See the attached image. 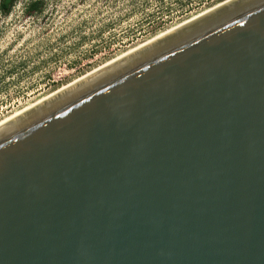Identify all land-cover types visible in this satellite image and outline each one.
<instances>
[{
    "label": "water",
    "instance_id": "obj_1",
    "mask_svg": "<svg viewBox=\"0 0 264 264\" xmlns=\"http://www.w3.org/2000/svg\"><path fill=\"white\" fill-rule=\"evenodd\" d=\"M0 264H264V0L0 123Z\"/></svg>",
    "mask_w": 264,
    "mask_h": 264
},
{
    "label": "rangeland",
    "instance_id": "obj_2",
    "mask_svg": "<svg viewBox=\"0 0 264 264\" xmlns=\"http://www.w3.org/2000/svg\"><path fill=\"white\" fill-rule=\"evenodd\" d=\"M28 1L0 13V122L225 0Z\"/></svg>",
    "mask_w": 264,
    "mask_h": 264
},
{
    "label": "trees",
    "instance_id": "obj_3",
    "mask_svg": "<svg viewBox=\"0 0 264 264\" xmlns=\"http://www.w3.org/2000/svg\"><path fill=\"white\" fill-rule=\"evenodd\" d=\"M15 0H0V13L7 14L13 6ZM42 6L41 0H30L24 6V13L31 14L39 12Z\"/></svg>",
    "mask_w": 264,
    "mask_h": 264
},
{
    "label": "bare ground",
    "instance_id": "obj_4",
    "mask_svg": "<svg viewBox=\"0 0 264 264\" xmlns=\"http://www.w3.org/2000/svg\"><path fill=\"white\" fill-rule=\"evenodd\" d=\"M228 1H230V0H225L224 2H222V3H220V4L216 5V6H214L212 9H214V8L220 6V5H222V4H224V3L228 2ZM212 9H209V10H207V11H205V12H203V13L197 15L196 17H199V16H201V15H203V14L209 12V11L212 10ZM196 17H194V18H196ZM194 18H192V19H194ZM192 19H189V20L183 22L182 24H180V25H178V26H176V27L170 29L169 31L163 33L162 35H164V34L170 32V31L176 29L177 27H179V26H181V25H183V24H185V23L191 21ZM162 35H159V36H157V37L151 39L150 41H152V40H154V39H156V38H158V37H160V36H162ZM150 41H147V43L150 42ZM144 44H146V43H144ZM144 44H142V45H144ZM142 45H140V46H142ZM140 46H138V47H140ZM138 47H136V48H138ZM136 48H135V49H136ZM132 50H134V49H132ZM132 50H131V51H132ZM129 52H130V51H129ZM127 53H128V52H127ZM106 64H107V63H106ZM106 64H105V65H106ZM103 66H104V65H103ZM97 69H99V68H97ZM97 69H96V70H97ZM94 71H95V70H94ZM92 72H93V71H92ZM92 72H90V73H92ZM90 73H88V74H90ZM88 74H87V75H88ZM85 76H86V75H85ZM85 76H83V77H85ZM83 77H81V78H83ZM81 78H79V79H81ZM79 79H77V80H79ZM77 80H75V81H77ZM75 81H73L72 83H74ZM72 83H70V84H72ZM70 84H68V85H70ZM68 85H66V86H68ZM66 86H64V87H66ZM64 87H62V88H64ZM62 88H61V89H62ZM61 89H59V90H61ZM59 90H56V91L52 92L51 94H53V93H55V92H57V91H59ZM51 94H49V95H51ZM49 95H47V96L41 98L40 100H42V99L48 97ZM40 100H38L37 102H39ZM37 102H35V103H37ZM35 103H33V104H35ZM33 104H31L30 106H32ZM30 106H28V107H30ZM28 107H26V108H28ZM26 108H25V109H26ZM25 109H23V110H25ZM23 110H21V111H23ZM21 111H19V112H21ZM19 112H18V113H19ZM18 113H16V114H18ZM16 114H14V115H16ZM14 115H13V116H14ZM11 117H12V116H11ZM11 117H9V118H11ZM9 118H7V119H9ZM7 119H5V120H7ZM5 120H3V121H5ZM3 121H1L0 123H2Z\"/></svg>",
    "mask_w": 264,
    "mask_h": 264
}]
</instances>
